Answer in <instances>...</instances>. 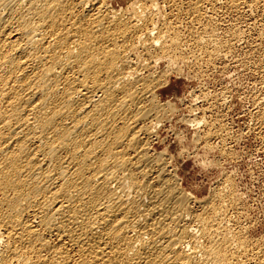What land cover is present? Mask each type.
Listing matches in <instances>:
<instances>
[{
    "label": "bare ground",
    "instance_id": "bare-ground-1",
    "mask_svg": "<svg viewBox=\"0 0 264 264\" xmlns=\"http://www.w3.org/2000/svg\"><path fill=\"white\" fill-rule=\"evenodd\" d=\"M226 13L256 25L264 0H0V264H264L234 190L197 198L154 148L156 63L225 58Z\"/></svg>",
    "mask_w": 264,
    "mask_h": 264
},
{
    "label": "rangeland",
    "instance_id": "rangeland-1",
    "mask_svg": "<svg viewBox=\"0 0 264 264\" xmlns=\"http://www.w3.org/2000/svg\"><path fill=\"white\" fill-rule=\"evenodd\" d=\"M131 1L136 0H110V4L124 8ZM238 15L223 14L217 30L221 39L231 40L232 27L242 29V41L233 43L225 58L208 61L205 57L196 60L181 55L169 69L166 60L156 63V71L167 69V83L158 91L159 98L172 103L174 110L158 129L154 148L167 152L184 188L199 199L229 185L240 206L236 218L264 248V123L259 119L264 114V37L258 30L264 16L254 15L260 24L256 23L259 28L252 25V29L248 20L251 17ZM206 107L209 111L203 114ZM194 116L207 120H202L200 126L183 120ZM207 122H212L214 130L226 139L217 136L207 143L198 140Z\"/></svg>",
    "mask_w": 264,
    "mask_h": 264
}]
</instances>
